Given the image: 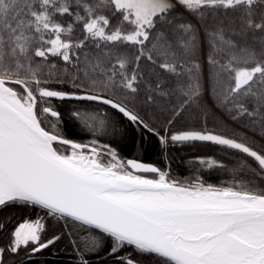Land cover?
Returning a JSON list of instances; mask_svg holds the SVG:
<instances>
[{"label":"snow or ice","instance_id":"1","mask_svg":"<svg viewBox=\"0 0 264 264\" xmlns=\"http://www.w3.org/2000/svg\"><path fill=\"white\" fill-rule=\"evenodd\" d=\"M57 101L80 138L60 130ZM206 109L244 135L208 131ZM126 124L165 150L238 153L232 171L250 178L209 182L229 171L212 157L190 158L187 177L125 159ZM250 136L264 142V0H0V212L35 214L0 220V264H34L64 238L77 264H264V147Z\"/></svg>","mask_w":264,"mask_h":264},{"label":"trees","instance_id":"2","mask_svg":"<svg viewBox=\"0 0 264 264\" xmlns=\"http://www.w3.org/2000/svg\"><path fill=\"white\" fill-rule=\"evenodd\" d=\"M148 71V69H145ZM60 106L63 113L64 122L60 125V130L65 132L68 136L74 138L79 137V128L76 127L69 116V110L73 107L71 103L55 102ZM207 115V130L224 135H232L235 133L238 136H243L244 132L240 128L228 123L226 116L220 112H213L211 109H206ZM204 117H190L185 116V119L181 121V125L187 124L189 127L201 128L204 126ZM229 120V119H228ZM231 121V120H230ZM232 122V121H231ZM242 126V125H240ZM243 127V126H242ZM126 130L121 134H117L116 140L119 141L117 147L119 149V155L125 159L135 158L137 160L153 163L157 166L169 170L166 166L170 162V171L172 175H179L181 177H187L192 173V165L188 163L190 158L195 157H212L214 159L222 160L228 163L229 171L223 172L218 170L205 171V178L212 183H218L221 179L230 180L234 175L242 180H248L250 177L247 174H240L238 171H232L239 168L238 153H232L230 150L222 149L219 146H215L209 143H194L186 144L183 147L169 146L166 150L162 149L157 139L151 134L143 132L139 128L134 126L125 125ZM249 140L253 143L254 147H264V142L257 137H249ZM34 213L29 210L12 209L0 212V220H4L6 217L11 216L12 220L9 223V228L15 227L19 222H22L25 218H34ZM73 231H77L73 227ZM8 233H0V243H3L7 239ZM75 253L67 238L62 239L53 249L47 250L42 254L33 257L34 264H77L75 259ZM20 259H23L21 257ZM104 260L103 254L100 256H90L89 264H101ZM12 264L11 259L8 260ZM108 264H111L109 261Z\"/></svg>","mask_w":264,"mask_h":264},{"label":"bare ground","instance_id":"3","mask_svg":"<svg viewBox=\"0 0 264 264\" xmlns=\"http://www.w3.org/2000/svg\"><path fill=\"white\" fill-rule=\"evenodd\" d=\"M227 120V122L228 123H230V124H232L233 126H235V127H238V128H240V129H242V126H238V125H236L234 122H231L230 120H228V119H226Z\"/></svg>","mask_w":264,"mask_h":264},{"label":"flooded vegetation","instance_id":"4","mask_svg":"<svg viewBox=\"0 0 264 264\" xmlns=\"http://www.w3.org/2000/svg\"><path fill=\"white\" fill-rule=\"evenodd\" d=\"M9 229H11V228H9ZM8 264H10V263L8 262Z\"/></svg>","mask_w":264,"mask_h":264}]
</instances>
